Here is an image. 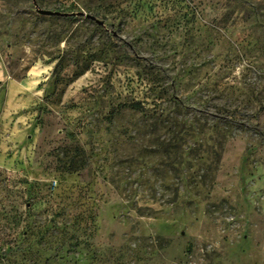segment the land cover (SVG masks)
<instances>
[{
    "label": "rangeland",
    "instance_id": "1",
    "mask_svg": "<svg viewBox=\"0 0 264 264\" xmlns=\"http://www.w3.org/2000/svg\"><path fill=\"white\" fill-rule=\"evenodd\" d=\"M0 264H264V0H0Z\"/></svg>",
    "mask_w": 264,
    "mask_h": 264
},
{
    "label": "trees",
    "instance_id": "2",
    "mask_svg": "<svg viewBox=\"0 0 264 264\" xmlns=\"http://www.w3.org/2000/svg\"><path fill=\"white\" fill-rule=\"evenodd\" d=\"M88 15H90L94 18L93 15H91V14H88ZM88 15H86V16H88ZM61 71H62V63H61V61H59V62H57V65L55 66V69L53 71L54 77L57 78L60 75Z\"/></svg>",
    "mask_w": 264,
    "mask_h": 264
},
{
    "label": "water",
    "instance_id": "3",
    "mask_svg": "<svg viewBox=\"0 0 264 264\" xmlns=\"http://www.w3.org/2000/svg\"><path fill=\"white\" fill-rule=\"evenodd\" d=\"M38 12L40 13V14H42V15H53L54 13L53 12H51V11H47V10H44V11H42V10H38ZM86 18H90V19H92V20H95L99 25H102V23L100 22V21H98V20H96V18H93L92 16H90V15H88V16H86Z\"/></svg>",
    "mask_w": 264,
    "mask_h": 264
}]
</instances>
